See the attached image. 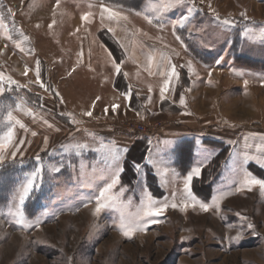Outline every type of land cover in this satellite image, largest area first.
Wrapping results in <instances>:
<instances>
[{
	"label": "rangeland",
	"instance_id": "rangeland-1",
	"mask_svg": "<svg viewBox=\"0 0 264 264\" xmlns=\"http://www.w3.org/2000/svg\"><path fill=\"white\" fill-rule=\"evenodd\" d=\"M118 2L125 5V14L131 17L137 16L131 9L142 11L144 8V0ZM90 3L92 8L88 6ZM209 3L221 18L235 19L236 26L219 25ZM56 4L57 0H23V3L0 0L3 5L0 11L4 12L6 22L11 25L14 20L16 27L29 37L23 44V52L13 41L0 39V48L8 45L0 56V73L28 85L19 92H6L0 97V105L13 108L16 103L21 105V110L14 111L13 115L27 129H15L16 140L25 143L15 161L9 158L0 166V210L5 212V216L0 217V264H264V195L258 188L235 192L230 179L232 169L241 161L247 171L264 179V154L255 149V145L261 143L259 138L264 137V87L260 83L264 78V42L259 37V29L264 27V0H204L203 3L195 0L199 11L187 26L191 32L178 29L187 51L182 47L181 59L178 58L180 81L170 100L159 101L160 83L156 84L155 76L134 84L128 81L132 77L129 72L127 80L123 75L119 77L114 92L121 94L131 85L134 98L130 108L140 115L115 120L105 115L81 118L70 105L60 102V97L64 101L62 93L72 91L61 86L66 73L72 70L71 80H76L81 73L75 41L91 35L100 19L97 0H59L56 24L49 30ZM8 9L15 13L14 17L7 16ZM185 10L180 7L170 12L163 32H170L172 36L171 22ZM88 11L95 14L93 22L84 23L82 27L77 25V20L81 21V16ZM241 11L247 12V20L240 16ZM246 26L254 30L251 35L255 43L244 35ZM96 31L99 42L108 50V46L113 47V56L119 61L124 53L116 40L104 29ZM73 32L76 35H72ZM13 38L22 39L15 33ZM178 47L181 48L179 42ZM64 52L68 54L65 57L61 55ZM221 56L223 61L217 65L215 61ZM37 60L41 64L42 78L52 91L29 84L35 80ZM188 60L193 61L199 79L189 80L186 68H179ZM25 65L30 69L27 76L22 74ZM210 67L216 69L211 84L208 82ZM245 79L250 81L247 88L243 84ZM149 85L153 89L152 102L146 104ZM188 87L192 90L185 91ZM181 95L186 107L178 103ZM29 111L35 118L26 114ZM183 111L191 115H181ZM71 116L79 123L73 124ZM128 123H142L149 128L161 123L163 130L143 135L130 131ZM3 131L6 128L0 127V134ZM245 137H249L247 143L252 147L245 149ZM100 142L121 150L119 163L124 172L120 186L127 189L121 199L125 204L131 201L130 210L134 211L140 204L145 188L157 200L171 199L173 192L179 197L183 190L182 180L172 183L170 175L158 176L155 169L146 164L150 156L166 158L169 167L181 176L203 161L201 177L192 182V192L198 200L211 202L222 191L234 194L221 202L219 214L214 210L202 212L199 207L190 208L186 213L169 209L159 218L161 223L150 225L146 233L137 232L128 240L116 228L117 212L105 211L94 217V203L87 208L83 206L94 200L108 180L92 167H104L101 153L87 151L76 157L71 148L76 143L96 148ZM245 153L249 156L246 161L243 160ZM37 154L46 165L44 179L26 202L24 211L30 220L39 217L45 223L40 230H21L15 218L7 215L8 205L20 181L34 170ZM129 160L141 165L139 175L134 168L125 171ZM60 162L65 165L62 171L51 172L49 166ZM81 165L87 166L83 172ZM165 179L168 180L166 186ZM237 214L247 217L255 228L241 229ZM238 232L241 233L239 239H226L237 236Z\"/></svg>",
	"mask_w": 264,
	"mask_h": 264
},
{
	"label": "snow or ice",
	"instance_id": "snow-or-ice-1",
	"mask_svg": "<svg viewBox=\"0 0 264 264\" xmlns=\"http://www.w3.org/2000/svg\"><path fill=\"white\" fill-rule=\"evenodd\" d=\"M23 3V0H21ZM99 4V19L101 26L107 29V32L112 35L116 40V43L119 45L123 51V57L118 61L112 54L110 50L105 48V51L108 54V57L111 61L112 68L116 76H121L127 80L129 74L127 72L122 73V66L131 61L136 64L138 71L136 72V77L139 78L141 71L146 72L149 77L160 76L163 78V84L159 88V101L164 103L166 100H170L171 95L175 92L176 84L180 81V71L178 66L172 63V55L179 56V53L175 49H171V54L160 52L155 49H149L147 52L145 50L148 48L143 41L137 39V37H145L148 40H152L153 37L149 36L147 32H143L140 29H135L132 32H129L127 28V23L129 21V16L125 14L126 8L125 5L119 3L118 0H97ZM204 0H201L203 3ZM89 8H92L93 5L90 3ZM59 7V0L57 4L53 7L52 10V22L48 25L49 30L53 28L56 24L55 17L57 15L56 9ZM185 7V11L178 17L172 20L171 29L172 35L175 40L178 41L186 51L187 45L184 42V39L179 34L178 29L187 30L191 32L187 26L191 23L195 13L199 11L196 7L195 0H144V8L142 11L137 9H131L130 11L137 16H143L149 25H153L158 30L163 31L165 27L168 26L170 12L175 11L177 8ZM209 9L212 11L215 20L217 23L224 28H233L236 26L237 22L233 18H221L219 13L212 8L211 3L208 4ZM0 9H3V5H0ZM94 13L88 11L81 16L82 25L84 23L91 24L93 22ZM8 17H14L15 13L11 9L7 10ZM240 16L247 20V12L241 11ZM37 28L40 27L39 24L36 25ZM117 29L123 31L126 36H131L132 39L128 44L121 42L116 38ZM80 29L77 28L76 32H79ZM87 32V28L85 29ZM253 29L245 27L244 35L248 37L250 42L255 43V39L252 37ZM76 32L71 33L76 35ZM13 33L21 37V40H14ZM259 37L261 42H264V27L259 29ZM0 39H6L13 41L15 47L19 49L20 52L24 51L23 44L28 42L29 37L26 36L20 29L15 25L14 20L11 25L6 22V17L3 11H0ZM156 41L163 44V48L168 49L169 46L166 43H163L162 37H156ZM103 46V45H102ZM8 45L5 44L3 48H0V56L4 55V50L7 49ZM131 47L132 51H129ZM31 53V49L29 50ZM139 55L145 56L143 62L140 61ZM16 53L13 52V55ZM10 59V57H9ZM83 61V50L78 54L77 63H82ZM223 61V56L219 57L215 63L219 65ZM180 69L186 68L187 78L192 80L193 77L199 79V73L196 70V67L192 60H188L186 64L179 65ZM216 69L210 67L208 70L209 84H211V77L213 71ZM29 67L27 65L23 68V75L27 76L29 74ZM75 71V69H73ZM71 74V73H69ZM241 75H243L241 73ZM35 83L39 85L44 91H52L49 85L43 80L41 75V64L40 61H36L35 67V80L29 81V84ZM250 81L248 79L243 80L244 87L247 88ZM261 86L264 87V78L260 79ZM27 84H21L16 80H13L10 76H5L3 73H0V97H3L6 92H19L21 89L27 88ZM191 87L185 89V91H191ZM152 86H148V93L146 99V104H151L152 102ZM57 97L60 96L59 92H56ZM121 95L128 101V105H131V102L134 98V90L131 85L127 86L126 91L122 92ZM139 92H135V97L138 98ZM101 97H96L93 101L92 109L84 111L81 113L84 117L91 118L93 116V109L95 108L96 102L99 101ZM60 102L63 103V98L60 97ZM174 102V101H173ZM179 105L181 107H186V100L183 95L180 96ZM119 104H113L111 106L112 114H119L118 110L120 109ZM6 110V114L5 113ZM21 110V105L19 103L15 104L13 108L12 105H0V127L6 128V131H3L0 134V166L11 158L13 161L16 160L17 154L21 152V148L25 141L16 140L15 129L19 127L27 131L25 125L13 115L14 111ZM109 113V107L105 106L104 115L107 117ZM28 115H33L30 111L27 112ZM137 115H140L138 112ZM181 115H191L190 112L183 111ZM71 122L73 124L79 123L74 116H71ZM51 127V125H48ZM33 136L36 135L35 132L32 133ZM255 137H253L254 139ZM245 149L252 147L247 143L249 137H245ZM261 143L255 145L257 153L264 154V137L259 138ZM48 140L47 137L44 139V145L47 147ZM71 151L76 157H81L85 152L92 151L96 153H101V161L104 164V167L96 168L92 166L94 170L98 171L100 176L106 177L108 182L99 190L98 195L95 196L94 200H89L83 204L84 207H89L94 203V208L92 215L94 217H99L102 212L105 211H114L118 213V223L116 228L119 233L126 239L131 240L137 232L146 233L148 227L152 224H159L162 221L159 219L162 217L169 209L179 210L182 213H186L190 208L195 209L199 207L202 212L215 211L217 214L221 211V202L226 199L228 196L234 194L233 191H222L218 196L214 197L211 202H205L198 200L192 192V182L195 179H198L202 175V168L204 162H199L196 166L192 167L187 174L181 176L175 169L169 167V161L166 158H153L149 157L146 161V164H150L156 171L158 176L168 177L171 176V182L175 183L177 180H182L183 190L180 193L179 197L176 192H173L171 199L168 197L163 198L162 200L155 199L147 189H144V196L139 205L135 207V210H130L131 201L129 200L127 204L121 199L124 195V192L127 190L121 185V176L124 172V168L120 166L121 150L118 149L115 145H108L104 142L99 143V147L89 148L88 144L76 143L72 145ZM36 166L34 170L30 173H27L24 178L20 181L15 192L12 196V199L9 201L7 215L13 216L15 218V224L21 230H28L29 228H35L40 230L41 226L45 221L39 217L34 219H29L24 211V206L26 202L31 198L32 194L39 189L43 183L44 173H45V162L42 160L41 156L37 154L36 156ZM207 159V157H205ZM249 159L247 153L244 154L243 160L246 161ZM50 171L53 173H60L65 165L60 162L56 166H49ZM87 166L81 165V170ZM134 170L139 175L141 172V165L134 164ZM233 176L230 178L231 183L235 185V192L243 191H253L255 188H258L262 195H264V179L258 178L250 171H247L243 166V161L239 163L237 167L232 169ZM168 180L165 179V186L167 185ZM119 187V190L117 191ZM241 221V229L252 230L255 228V225L248 221V218L237 214ZM5 216V212L0 210V217ZM232 226L229 225L231 230ZM241 233L238 232L235 237H226V239L234 240L239 239Z\"/></svg>",
	"mask_w": 264,
	"mask_h": 264
},
{
	"label": "crops",
	"instance_id": "crops-1",
	"mask_svg": "<svg viewBox=\"0 0 264 264\" xmlns=\"http://www.w3.org/2000/svg\"><path fill=\"white\" fill-rule=\"evenodd\" d=\"M77 25H81L82 27V22L77 20ZM99 28L107 31L106 28L101 26L100 22L97 23V26L93 29H95V31H98ZM127 28L129 32H132L135 29H140L143 32H147L149 36L153 37L152 40H148L142 36L137 37V39L143 41L144 44L148 46L145 52H147L149 49H155L160 52L171 54L170 50L175 49V51L179 53V56L182 55L181 53L183 52V48L178 47V41L175 40L173 35H170V32L165 33L163 31L158 30L153 25H149L144 18L137 16H129ZM95 31L91 33V35H84L82 37H79V39L75 41V54L77 60L78 54L81 52V50H83V61L82 63H77L79 70H81V73L80 75L78 74L76 80H71L72 75L69 73H71L72 70H69L68 74L66 73V76L63 79L65 80V83H62L61 86H64V88L68 89L70 88L72 89V91L69 92L67 90L66 93L61 92L64 97V102H66L67 105H70L71 110L82 118L81 113L92 109L93 101L96 99V97H101V99L96 102L95 108L93 109V116H97V118H102L104 115V108L105 106H108V119L115 120L117 118L123 117H134L133 115H135L136 117L137 114H135L131 110L130 106L128 105V101H126L121 94L114 92V83L117 76L114 73V69L112 68L108 54L105 51V47L102 46V44L99 42L98 38L96 37ZM156 37H162L163 43H166L169 48H163V44L161 42L156 41ZM116 38H118L121 42L125 44H128L129 41L132 39L131 36H126V34L120 29H117ZM129 51H132L131 47H129ZM61 55L65 57L68 54L64 52V54ZM171 55L172 63L178 66L179 56H176L174 54ZM138 57L141 62L145 60V56L139 55V53ZM56 65L60 66L62 64L56 63ZM137 71L138 69L136 64L132 63L131 61L126 62L122 66V72L132 73L131 79L133 81L131 79H128L129 82L131 81L132 83L137 84V80H144V78L149 77L146 72L141 71L140 77L137 78L135 75ZM155 78L158 81H156V84L160 83L159 87H161L163 84V78L158 75L155 76ZM157 95L159 97V90L157 92ZM113 104H119L121 106L118 110L119 114H112L111 106Z\"/></svg>",
	"mask_w": 264,
	"mask_h": 264
},
{
	"label": "built area",
	"instance_id": "built-area-1",
	"mask_svg": "<svg viewBox=\"0 0 264 264\" xmlns=\"http://www.w3.org/2000/svg\"><path fill=\"white\" fill-rule=\"evenodd\" d=\"M128 129L134 133L148 135L155 131L161 132L163 130V125L161 123H155L150 128L142 123H128Z\"/></svg>",
	"mask_w": 264,
	"mask_h": 264
},
{
	"label": "trees",
	"instance_id": "trees-1",
	"mask_svg": "<svg viewBox=\"0 0 264 264\" xmlns=\"http://www.w3.org/2000/svg\"><path fill=\"white\" fill-rule=\"evenodd\" d=\"M108 48H109V50L112 52V54L114 53L113 52V47H110V46H108ZM114 55V54H113ZM120 77V76H119ZM119 77L117 76L116 77V79H115V83H114V88H116V83H117V80L119 79ZM135 146V145H134ZM134 146H133V148H134ZM128 166L126 167V169H125V171L126 170H128V168H134V164H137V162H134V161H132V160H129V162H128Z\"/></svg>",
	"mask_w": 264,
	"mask_h": 264
}]
</instances>
